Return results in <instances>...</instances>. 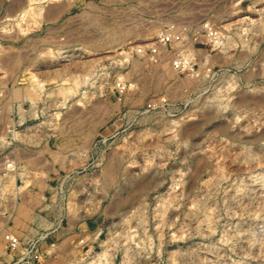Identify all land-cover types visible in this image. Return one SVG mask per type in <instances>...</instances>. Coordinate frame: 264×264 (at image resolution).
<instances>
[{
	"label": "rangeland",
	"instance_id": "rangeland-1",
	"mask_svg": "<svg viewBox=\"0 0 264 264\" xmlns=\"http://www.w3.org/2000/svg\"><path fill=\"white\" fill-rule=\"evenodd\" d=\"M6 231L43 264H264V0H0Z\"/></svg>",
	"mask_w": 264,
	"mask_h": 264
},
{
	"label": "built area",
	"instance_id": "built-area-1",
	"mask_svg": "<svg viewBox=\"0 0 264 264\" xmlns=\"http://www.w3.org/2000/svg\"><path fill=\"white\" fill-rule=\"evenodd\" d=\"M139 50L142 51V49ZM154 51L156 50L154 49ZM3 240L5 241V244H0V258L4 255V249L15 251L19 248H24L25 251H23V255H21V258L14 264L19 263L20 261H24L23 264H43L41 254L34 252V250L37 249L39 241L31 239L26 244H22L20 236L12 231L4 232Z\"/></svg>",
	"mask_w": 264,
	"mask_h": 264
},
{
	"label": "crops",
	"instance_id": "crops-1",
	"mask_svg": "<svg viewBox=\"0 0 264 264\" xmlns=\"http://www.w3.org/2000/svg\"><path fill=\"white\" fill-rule=\"evenodd\" d=\"M36 152L38 153L36 156V159L38 160V162H40V164L34 165L36 169H44L45 167L50 166L52 160H53V167L55 169H64V168L66 169V168L74 167V164L71 161L70 162L68 161V164H67L66 160H62V161L55 160L54 157L50 155L49 151H44L43 149H37ZM37 183L38 181H36L35 178L27 181V184L28 185L31 184L33 185V187ZM48 184H49V178L46 180V185ZM45 189L46 188H44V193H45ZM17 231L18 233L20 232L19 230Z\"/></svg>",
	"mask_w": 264,
	"mask_h": 264
}]
</instances>
